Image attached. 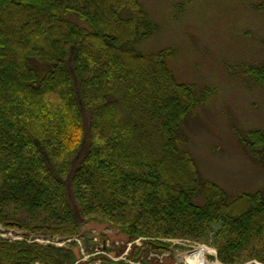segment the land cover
<instances>
[{
	"label": "trees",
	"instance_id": "16d2710c",
	"mask_svg": "<svg viewBox=\"0 0 264 264\" xmlns=\"http://www.w3.org/2000/svg\"><path fill=\"white\" fill-rule=\"evenodd\" d=\"M155 29L139 0H0V225L67 237L98 221L152 245L210 241L225 264L264 261V192L228 199L181 147L210 89L175 79L171 48L138 49ZM243 73L264 89V62ZM236 134L264 168V131ZM75 258L0 236V264Z\"/></svg>",
	"mask_w": 264,
	"mask_h": 264
},
{
	"label": "rangeland",
	"instance_id": "374dc122",
	"mask_svg": "<svg viewBox=\"0 0 264 264\" xmlns=\"http://www.w3.org/2000/svg\"><path fill=\"white\" fill-rule=\"evenodd\" d=\"M139 1L156 29L138 49L148 53L171 48L173 53L165 61L175 79L192 84L196 93L210 89L183 120L181 147L190 151L202 178L223 188L228 199L243 192H264V168L252 161L236 134L264 131V89L243 73V64L264 62V12L255 7L261 0ZM202 198L198 195L195 201L202 204ZM105 232L111 231L86 229L62 238L3 227L0 236L68 248L78 245L83 264H147L152 257L160 260L163 255L176 260L175 252L197 247L214 250V254H204L207 261L225 264L210 241L163 238L167 244L152 245L151 237L129 236L138 241L123 254L128 241L122 237L107 241L103 249ZM114 251L117 256H112ZM72 264H77L76 258ZM237 264L264 261L250 258Z\"/></svg>",
	"mask_w": 264,
	"mask_h": 264
},
{
	"label": "bare ground",
	"instance_id": "6f19581e",
	"mask_svg": "<svg viewBox=\"0 0 264 264\" xmlns=\"http://www.w3.org/2000/svg\"><path fill=\"white\" fill-rule=\"evenodd\" d=\"M100 235L101 234H98L96 236L100 237ZM137 241H133L131 243H128L126 245V248H125L123 254L128 253L129 248L131 246L137 244ZM206 253L214 254V250L209 249V248H205V247H197L191 252L190 251L175 252V255H176L177 263H179V264H220L216 260L207 261L204 258V254H206ZM149 262L153 263L152 261H149Z\"/></svg>",
	"mask_w": 264,
	"mask_h": 264
},
{
	"label": "water",
	"instance_id": "95a60500",
	"mask_svg": "<svg viewBox=\"0 0 264 264\" xmlns=\"http://www.w3.org/2000/svg\"><path fill=\"white\" fill-rule=\"evenodd\" d=\"M88 230V229H95V230H98V231H102V230H105V229H110L111 232H105V235L107 236L108 239L110 240H113V237H114V234H115V231H117L118 235L121 236L123 239L129 241L130 240V237L128 234L126 233H123L119 230H116L115 228L113 227H110L107 223L105 222H98V221H90L88 223H86L84 226L81 227L80 229V232L84 231V230ZM114 231V232H113ZM106 242V239H103V244ZM104 249L106 248V245L104 244L102 246ZM123 249V248H122ZM73 251L76 255V257L79 259L78 260V264H83L84 261L80 259V256L78 254V248L75 246L73 248ZM113 256H117V251L113 252L112 253ZM152 264H162L161 262H158V261H154Z\"/></svg>",
	"mask_w": 264,
	"mask_h": 264
},
{
	"label": "crops",
	"instance_id": "0c3cea01",
	"mask_svg": "<svg viewBox=\"0 0 264 264\" xmlns=\"http://www.w3.org/2000/svg\"><path fill=\"white\" fill-rule=\"evenodd\" d=\"M118 238L120 239V236H119L118 234H116V235L113 237V240H114V239H118Z\"/></svg>",
	"mask_w": 264,
	"mask_h": 264
},
{
	"label": "built area",
	"instance_id": "2783aa9c",
	"mask_svg": "<svg viewBox=\"0 0 264 264\" xmlns=\"http://www.w3.org/2000/svg\"><path fill=\"white\" fill-rule=\"evenodd\" d=\"M1 229V228H0ZM139 264H141V263H139Z\"/></svg>",
	"mask_w": 264,
	"mask_h": 264
}]
</instances>
